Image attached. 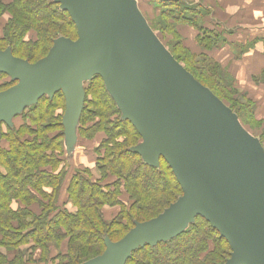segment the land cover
<instances>
[{
  "label": "trees",
  "instance_id": "trees-1",
  "mask_svg": "<svg viewBox=\"0 0 264 264\" xmlns=\"http://www.w3.org/2000/svg\"><path fill=\"white\" fill-rule=\"evenodd\" d=\"M148 2L159 11L160 18L166 19V30L178 40L182 58L165 48L172 58L238 120L240 112H245L247 119L259 123L255 119L256 103L237 90L228 68L212 55L228 44L223 29L204 26L209 10L183 0ZM174 4H178V10H190L191 15L174 12L170 9ZM4 15L7 19L3 25L0 21V51L9 50L13 57L29 63L46 56L59 37L74 34L76 39V29L68 14L54 0H0V19ZM177 26L195 31L193 41L198 53L184 46ZM28 32L35 37L28 38ZM258 42L264 45V36L255 38L250 45H231L233 58H240ZM254 80L264 83V71ZM11 82L0 73V92L11 87ZM83 90L76 135L81 136L78 132L83 130L86 111V121L92 125L84 132L104 135L93 150L97 178L88 168L70 173L62 141L65 101L60 91L51 98H39L15 116L10 127L4 124L0 127V143L7 141L6 147L0 144V264H31L38 259L34 256L36 252L40 261L84 264L104 252L105 240L119 241L135 223L156 218L182 195L165 161L159 159L158 166L153 167L130 150L140 143V136L122 118L102 79L92 76ZM221 95L226 96L230 105H226ZM242 99L246 104L241 103ZM32 206L38 208L37 213L31 210ZM104 206L119 207V213L109 222L102 215ZM230 254L227 242L218 232L203 218L196 217L176 237L134 250L124 264H226Z\"/></svg>",
  "mask_w": 264,
  "mask_h": 264
},
{
  "label": "water",
  "instance_id": "water-1",
  "mask_svg": "<svg viewBox=\"0 0 264 264\" xmlns=\"http://www.w3.org/2000/svg\"><path fill=\"white\" fill-rule=\"evenodd\" d=\"M148 1V0H146ZM76 29L28 63L0 51V127L39 98L60 91L64 148L70 158L83 108V85L99 76L140 143L131 148L153 167L167 163L182 195L156 218L135 223L84 264H124L134 250L182 233L203 218L227 242L226 264H264V149L237 116L197 82L160 43L134 0H54Z\"/></svg>",
  "mask_w": 264,
  "mask_h": 264
},
{
  "label": "crops",
  "instance_id": "crops-1",
  "mask_svg": "<svg viewBox=\"0 0 264 264\" xmlns=\"http://www.w3.org/2000/svg\"><path fill=\"white\" fill-rule=\"evenodd\" d=\"M191 4H197L209 10L208 18L204 20L205 27L218 26L226 32L227 44L225 48L214 52L213 57L226 66L230 74L235 78L237 85L249 89L251 99L258 95L260 106L258 109L259 123H264V83H258L254 79L264 71V45L261 42L254 44L238 59H234L231 53V45H250L255 38L264 36V0H183ZM217 13V18L213 14ZM6 17L1 25L6 22ZM193 41L195 31L184 27L181 31ZM194 43V41H193ZM195 46V44H193ZM264 134V131H263ZM76 149L69 158L70 173L76 169L88 168L94 174V154L91 149L82 147L76 141ZM94 177L95 174L93 175ZM97 178V177H96ZM64 195L62 196L63 199ZM61 199V200H62ZM31 210L38 212L36 206Z\"/></svg>",
  "mask_w": 264,
  "mask_h": 264
},
{
  "label": "rangeland",
  "instance_id": "rangeland-1",
  "mask_svg": "<svg viewBox=\"0 0 264 264\" xmlns=\"http://www.w3.org/2000/svg\"><path fill=\"white\" fill-rule=\"evenodd\" d=\"M4 1L5 2H9L10 0H4ZM156 1H158V0H156ZM134 2L136 4V7H137L138 11L140 12V14L142 15V17L144 18V20L154 28V31H155L154 34L156 35V37L158 38V40L160 41V43L165 48H167L169 51H171L174 55L182 58V51L177 46L178 40H176V37L172 34V32L170 30H166V19H163L162 17L160 18L159 11L157 9H155L151 5V3H149L148 1H146V0H134ZM177 5L178 4H174L172 7H170V6H168V7H170V9H172L174 12H178V13L179 12H182L185 15H191L190 14V10H178L179 8L177 7ZM163 9L166 10V5L163 6ZM197 9H198V7H195L194 8V10H197ZM197 12H200V10H197ZM213 16H214V18H217L218 17L217 16V13H214ZM4 17L7 18V16L4 15L0 19V21H3V18ZM206 18H208V17H206ZM177 27H176L177 33L179 32V34H180L179 36L182 38L184 46L186 48H188L192 53H198L199 50H198L197 47H195L193 45L194 43H193L192 40H190V37L188 38L185 35V33L182 36L181 31H182V29L184 27L183 26H180L181 28L180 27L177 28ZM26 35L28 36V38L35 37V34L33 32H28ZM65 38H68L71 41H74L75 40V35L74 34H68ZM231 50H232V48H231ZM38 60H40V59H38ZM38 60H36L35 62H37ZM11 83H12L11 86H14L16 84L15 81H12ZM237 90H239L240 93L245 92L246 97L249 98V99H251L249 89L243 88V86H240L239 85L237 87ZM221 97L225 100L224 102L226 103V105H230V103L226 101V98H224V97H226L225 95H221ZM89 99H91V97ZM227 100H228V98H227ZM252 100L256 103V106L259 108V106H260V98L258 99V95H256L254 97V99H252ZM241 103L242 104H246V101L244 99H242V102ZM234 107L236 108V106H234ZM87 109L89 110L90 108H87ZM61 113H62V110H61ZM87 115L88 114L85 111V115H84V118H83V123L81 125L82 126L81 129L83 128V130H81V133L78 132V134H80L83 137L80 136V138H79L78 135H77V140L79 141V143L81 144L82 147L91 149V151L93 153V150L100 144V142L104 138V135L102 134V132H96L94 135H92V134L88 135L87 133L84 132L85 129H87L88 127H90L92 125V123H90L91 121H88V122L86 121V116ZM244 115H245V112H243V114L240 112V115H239L240 116V119L239 120H241V121L238 120L239 123L241 122L240 125L251 136H253L254 138H257L260 141V144L262 145V147L264 148V134H263V131H264V123L263 122L262 123H256V122H254L251 119H247ZM257 117H258V109H256V112H255V119ZM5 130L6 129L3 127L2 128V131H5ZM53 131H56L57 132L58 130H53ZM63 134H64V131H63ZM85 136H87V138H85ZM62 141L64 142V137H63ZM0 144H4V146L6 147L7 146V141L1 140V143ZM63 148H64V143H63ZM75 149H76V147H74V150H73L72 154L74 153ZM94 174H95L96 177H98L97 176L98 174H97L96 171H94ZM176 200H174L172 202V204L175 203ZM118 213H119V207H117V206L116 207H105L104 206V208H102L103 218L107 222H109L112 219H114ZM64 247H65V242L62 245H60V253H62L61 250ZM52 254H53V257L52 258H54L55 257V251H53ZM34 256L35 257H38V259H35V262H32L31 264H57L58 263L57 260L40 261L39 260L40 257H39L38 252H36L34 254ZM227 260H229V259H227Z\"/></svg>",
  "mask_w": 264,
  "mask_h": 264
}]
</instances>
